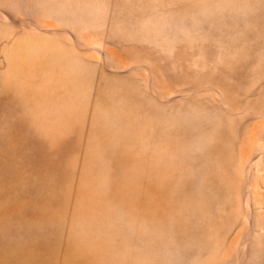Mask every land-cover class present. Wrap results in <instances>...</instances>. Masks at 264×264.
<instances>
[{"label": "rangeland", "instance_id": "rangeland-1", "mask_svg": "<svg viewBox=\"0 0 264 264\" xmlns=\"http://www.w3.org/2000/svg\"><path fill=\"white\" fill-rule=\"evenodd\" d=\"M0 264H264V0H0Z\"/></svg>", "mask_w": 264, "mask_h": 264}]
</instances>
